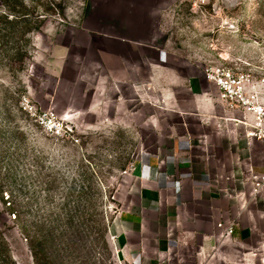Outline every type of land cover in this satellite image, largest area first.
<instances>
[{
    "label": "crops",
    "instance_id": "1",
    "mask_svg": "<svg viewBox=\"0 0 264 264\" xmlns=\"http://www.w3.org/2000/svg\"><path fill=\"white\" fill-rule=\"evenodd\" d=\"M160 2L111 0L98 28L58 34L46 51L47 69L82 88L80 116L126 126L139 116L153 136L125 176L111 233L130 264H264V188L254 191L264 139L149 26Z\"/></svg>",
    "mask_w": 264,
    "mask_h": 264
},
{
    "label": "rangeland",
    "instance_id": "2",
    "mask_svg": "<svg viewBox=\"0 0 264 264\" xmlns=\"http://www.w3.org/2000/svg\"><path fill=\"white\" fill-rule=\"evenodd\" d=\"M160 1L144 18L199 68L264 73V0ZM110 2L0 0V239L17 264H130L110 228L150 128L139 116L129 126L80 116L78 81L47 69L48 47L65 39L58 34L98 28ZM25 95L39 110L71 113L73 136L49 134L22 108Z\"/></svg>",
    "mask_w": 264,
    "mask_h": 264
},
{
    "label": "built area",
    "instance_id": "3",
    "mask_svg": "<svg viewBox=\"0 0 264 264\" xmlns=\"http://www.w3.org/2000/svg\"><path fill=\"white\" fill-rule=\"evenodd\" d=\"M209 0H195L194 5H203ZM206 78L218 86L220 99L228 109L239 114L238 120L249 126L247 135L264 139V73L260 76L253 70H241L224 62H210L204 66ZM22 108L36 117L38 123L56 137L73 136L75 126L72 115H59L54 109H38L29 96L21 98ZM254 191L264 188V174L255 176ZM232 225L227 233H232ZM116 241V236H111Z\"/></svg>",
    "mask_w": 264,
    "mask_h": 264
},
{
    "label": "trees",
    "instance_id": "4",
    "mask_svg": "<svg viewBox=\"0 0 264 264\" xmlns=\"http://www.w3.org/2000/svg\"><path fill=\"white\" fill-rule=\"evenodd\" d=\"M25 237L29 241V246L31 248V251L36 258L40 250L36 248L35 246L36 243L34 242V240H32L30 231L27 230L25 232ZM0 264H17L9 252L8 244L5 239H0Z\"/></svg>",
    "mask_w": 264,
    "mask_h": 264
}]
</instances>
